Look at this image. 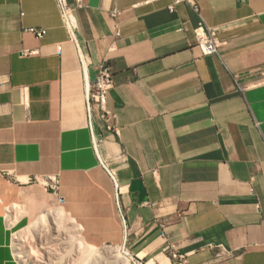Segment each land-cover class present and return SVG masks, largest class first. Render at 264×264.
<instances>
[{"label": "crops", "instance_id": "1", "mask_svg": "<svg viewBox=\"0 0 264 264\" xmlns=\"http://www.w3.org/2000/svg\"><path fill=\"white\" fill-rule=\"evenodd\" d=\"M83 2L74 42L53 0H0V264H18L14 232L60 206L84 242L147 264H172L160 224L182 264H264V0H195L216 28L208 55L185 3ZM104 62L118 134L87 111ZM33 176H57L61 201Z\"/></svg>", "mask_w": 264, "mask_h": 264}, {"label": "built area", "instance_id": "2", "mask_svg": "<svg viewBox=\"0 0 264 264\" xmlns=\"http://www.w3.org/2000/svg\"><path fill=\"white\" fill-rule=\"evenodd\" d=\"M53 1L58 11L62 26L65 28L69 39L75 42L76 40L75 30L77 27V23L75 19V10L83 6L84 4L83 0H73V4H69L67 0H53ZM179 3L187 4L192 9V11L198 16V22L196 26L192 29L195 47L199 50V52L202 55L218 53L219 43L216 38V28H212L204 22V20L200 16L199 9L195 3V0H170L168 9L173 10L175 5ZM117 14H118V10L115 7H113L110 10V15L112 17H115ZM23 30L25 32L34 35L37 38H40L45 34V29L40 27H27L24 28ZM115 35L117 36L119 35L118 29L115 30ZM36 52L37 50L23 49L21 50L20 54L30 55ZM59 52H60V46L57 45V53ZM80 58L82 64H84L83 57L81 54H80ZM111 86H112V80H111L110 69L105 65L104 62L98 68L94 80L91 82L86 80L85 98H86L89 119L92 118L93 115H95L103 122L104 127L107 131H110L114 134H118L119 128L117 124V115L115 112H113L107 107V96ZM100 142L101 140L94 139L95 145H97ZM101 165L110 174V176L116 180L115 170L110 167L108 158H102ZM28 181L43 183L44 187L52 191L54 194H56L58 200L61 201L62 198L57 195V191H58L57 176H50L47 179L44 178V180H42V178H37L33 176L32 178H29ZM160 226L162 229L160 234L166 240V244L163 248V253L171 262L182 264L183 262H185V255L180 254L176 249V245L168 241V233L165 231L164 228L165 226L163 224H160ZM218 247H219V251L216 253L217 257H220L222 255H230V252H228L221 246ZM124 250L139 264L145 263V262L142 263V261L135 259L125 248Z\"/></svg>", "mask_w": 264, "mask_h": 264}, {"label": "bare ground", "instance_id": "3", "mask_svg": "<svg viewBox=\"0 0 264 264\" xmlns=\"http://www.w3.org/2000/svg\"><path fill=\"white\" fill-rule=\"evenodd\" d=\"M8 218L11 223L15 221V218H12L11 215H8ZM45 226H48L46 229L47 231L44 229ZM48 231L50 232L49 234L51 237V242L56 241L55 244L58 245L59 242L57 240L60 238L62 240V244L66 246L65 248L72 246L75 251H77V253L80 255L82 254V257L85 256L88 258L87 260H94V264H97L101 260H105L109 264H130V259L128 257L130 255L127 252H123L124 247L104 246L103 248H96L95 246L84 242L83 238L79 235V225L72 217H69V215L63 210L61 206L60 208H53L49 210L47 213L42 215L40 219L18 232L17 236L15 237V244L16 246H19V241L26 242L31 237L41 238L43 236L44 238V233ZM27 256L30 257L29 254ZM29 260V258L26 259L24 264L25 262L28 264ZM145 264H147V262Z\"/></svg>", "mask_w": 264, "mask_h": 264}, {"label": "rangeland", "instance_id": "4", "mask_svg": "<svg viewBox=\"0 0 264 264\" xmlns=\"http://www.w3.org/2000/svg\"><path fill=\"white\" fill-rule=\"evenodd\" d=\"M47 228L48 226L44 227L45 231H47L46 230ZM18 232H20V230H17L16 232H14L13 240H12L13 254L18 264H24V261L28 258L30 260L31 259L37 260V261L31 260L32 262L29 260L28 264L30 263L31 264H46V263H49V264H94L95 263L94 260H87L88 259L87 257L85 256L82 257L81 256L82 254L80 255L79 253H77V251H75V249L72 246L65 248L66 246L62 244V240L60 238L58 240L56 239L59 242L58 245L55 244L56 241L51 242L49 231L44 233L45 234L44 238L43 236L41 238L31 237L26 242L19 241L20 243L19 246H16L15 237L17 236ZM104 246H112V245H104ZM104 246L96 247V248H103ZM28 254L32 258L27 256ZM128 257L130 259V264H139L137 261H135L130 256ZM97 264H109V263L105 260H101ZM172 264H175V262H172Z\"/></svg>", "mask_w": 264, "mask_h": 264}, {"label": "water", "instance_id": "5", "mask_svg": "<svg viewBox=\"0 0 264 264\" xmlns=\"http://www.w3.org/2000/svg\"><path fill=\"white\" fill-rule=\"evenodd\" d=\"M123 252H125V250H123Z\"/></svg>", "mask_w": 264, "mask_h": 264}]
</instances>
